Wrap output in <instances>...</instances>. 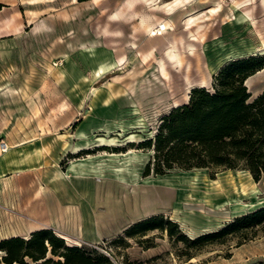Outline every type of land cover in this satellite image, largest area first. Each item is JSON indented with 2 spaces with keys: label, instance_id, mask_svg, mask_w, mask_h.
I'll return each mask as SVG.
<instances>
[{
  "label": "rangeland",
  "instance_id": "obj_1",
  "mask_svg": "<svg viewBox=\"0 0 264 264\" xmlns=\"http://www.w3.org/2000/svg\"><path fill=\"white\" fill-rule=\"evenodd\" d=\"M253 55H264V0H0V239L50 229L113 264H264L261 229L199 249L123 232L162 215L194 238L264 206V175L143 176L153 150L138 146L192 88L211 90L225 64ZM249 82L254 97L264 73ZM48 258L61 259L50 247Z\"/></svg>",
  "mask_w": 264,
  "mask_h": 264
},
{
  "label": "trees",
  "instance_id": "obj_2",
  "mask_svg": "<svg viewBox=\"0 0 264 264\" xmlns=\"http://www.w3.org/2000/svg\"><path fill=\"white\" fill-rule=\"evenodd\" d=\"M261 69L264 55L232 60L219 70L211 90L194 87L186 102L161 115L154 135L138 143L140 148L153 150L143 176L164 175L175 169L223 168L246 170L258 181L264 175V89L253 97L244 82ZM258 229L264 231V206L194 238L180 232L175 222L162 215L137 221L123 232L135 237L153 230L166 231L187 248L199 249L207 244L224 243L233 236L247 239L248 233ZM46 246L50 247V253L61 258L56 264H113L97 249L65 245L50 229L33 231L27 238L0 239L5 264H27L24 256L33 261L44 259L36 264H47L50 259H45Z\"/></svg>",
  "mask_w": 264,
  "mask_h": 264
},
{
  "label": "bare ground",
  "instance_id": "obj_3",
  "mask_svg": "<svg viewBox=\"0 0 264 264\" xmlns=\"http://www.w3.org/2000/svg\"><path fill=\"white\" fill-rule=\"evenodd\" d=\"M162 28L163 29H167V27H165V25H163L162 26ZM145 29H147V28H145ZM154 31V29L152 30V32ZM152 35H154V32L152 33ZM194 40V39H193ZM86 49V48H85ZM192 50V49H191ZM171 58L173 57V56H170ZM181 60V59H180ZM177 64V63H176ZM247 87V86H246ZM7 144V143H6ZM7 149H9V146L7 145ZM5 152H7V150L5 151ZM119 183V185H121V186H123V187H125V188H128L129 186H128V184H126V183H124V182H118ZM158 196H163V194H160V193H155L154 194V196H149L148 198L149 199H152V198H155V197H158ZM165 196V195H164ZM167 196V195H166ZM60 238H63V239H67V240H69L66 236H64V235H61L60 234ZM66 240V241H67ZM68 242V241H67Z\"/></svg>",
  "mask_w": 264,
  "mask_h": 264
},
{
  "label": "built area",
  "instance_id": "obj_4",
  "mask_svg": "<svg viewBox=\"0 0 264 264\" xmlns=\"http://www.w3.org/2000/svg\"><path fill=\"white\" fill-rule=\"evenodd\" d=\"M154 29V35L155 34H161L163 31H165L166 29H163L161 25H157ZM7 150V144L6 143H1L0 144V152H5Z\"/></svg>",
  "mask_w": 264,
  "mask_h": 264
},
{
  "label": "crops",
  "instance_id": "obj_5",
  "mask_svg": "<svg viewBox=\"0 0 264 264\" xmlns=\"http://www.w3.org/2000/svg\"><path fill=\"white\" fill-rule=\"evenodd\" d=\"M260 73H264V69H261L260 71H258V72H256L255 73V75H257V74H260ZM252 77V76H251ZM251 77H249V78H247L246 79V81H245V83H246V85H247V88L249 87V79L251 78ZM75 178V177H74ZM77 179V178H76ZM62 235V234H61Z\"/></svg>",
  "mask_w": 264,
  "mask_h": 264
},
{
  "label": "water",
  "instance_id": "obj_6",
  "mask_svg": "<svg viewBox=\"0 0 264 264\" xmlns=\"http://www.w3.org/2000/svg\"><path fill=\"white\" fill-rule=\"evenodd\" d=\"M244 85L247 86L245 82H244ZM250 93H251V91H250Z\"/></svg>",
  "mask_w": 264,
  "mask_h": 264
}]
</instances>
